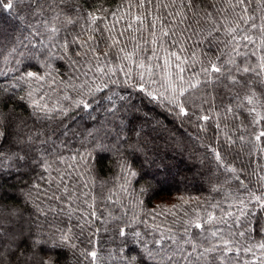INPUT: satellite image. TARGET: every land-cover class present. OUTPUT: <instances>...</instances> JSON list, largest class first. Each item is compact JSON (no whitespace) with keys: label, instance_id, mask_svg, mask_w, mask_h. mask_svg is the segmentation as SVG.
Returning a JSON list of instances; mask_svg holds the SVG:
<instances>
[{"label":"snow or ice","instance_id":"6c2138e0","mask_svg":"<svg viewBox=\"0 0 264 264\" xmlns=\"http://www.w3.org/2000/svg\"><path fill=\"white\" fill-rule=\"evenodd\" d=\"M254 2L256 11L264 12V0ZM252 4L253 0H122L116 8L109 9L105 7V0H97L92 11H84L79 0H0V10L14 11L21 20L31 16L35 23L28 24L30 34L35 37L46 35L47 40L52 41L51 48L59 49L62 53L57 56L50 51V58L68 59L81 72L85 79L80 85H66L77 91L80 97L74 102L76 108L90 109L94 103L99 105L97 94L104 93L101 99L110 104L106 111L115 113L125 107L132 109L134 105L131 104L130 90H135L145 103L153 107L163 106L166 111L174 112L180 118L194 117L200 122L198 128L207 132L209 124L216 130H222L229 128L230 121L236 128H255L264 123V15L257 17L255 12H250ZM20 12L27 16H20ZM81 20L85 23L78 31L68 30V25L75 28ZM121 22L123 27L118 28ZM126 33L129 35L126 36ZM25 40L29 45L32 43L27 36L19 43L24 44ZM205 44L207 48L202 47ZM15 52L14 42L9 55ZM3 55L0 52V56ZM89 73H92L91 78ZM51 76V72L44 76L26 71L14 79L17 83H37ZM97 80L100 82L97 83ZM110 85H119L121 91L128 94L112 91ZM15 87L16 84H12L11 88L0 84V103H3L5 94L10 93L7 98L12 99L14 92L11 89ZM40 87L42 85L19 97V100L27 102V115L23 111L17 112L15 108L5 111L6 104L0 107V165L6 160H24L25 156L13 149L19 147L23 151L27 146L31 150L36 144L39 134L33 132L29 121L51 120L54 118L52 114L57 111L61 116L68 115V110L59 105L49 106L46 93L38 97ZM64 99L70 97L65 96ZM135 111L139 113L140 109ZM143 117L147 120L148 114L143 113ZM225 135L229 144L236 143L230 135ZM262 138L264 130L254 135L257 142L262 141ZM237 139L244 141L245 137L240 135ZM48 143L49 140L40 142L41 145ZM110 150L119 152L115 147ZM211 150L215 159L222 164L220 151L215 148ZM260 151L264 152V148ZM49 155L53 156L51 162ZM82 160L84 157L78 152L64 156L55 154L54 148L46 149L40 157V166L47 176L38 178L44 181V185L33 183L24 195L34 204L36 211L45 216V209L36 203L41 196L61 202L59 208L49 207L48 212L63 214L69 221L74 214L79 213L78 226L83 230L103 219V210L97 211L98 202L120 201L113 200L115 189H109L108 194L103 195L102 190L108 181L100 182L101 192L97 193L95 178L84 180V174L80 171H76V177L83 183L77 190L71 182L72 172L69 169L74 170ZM116 163L118 172L124 173L123 176H117L118 180H123L118 185L119 191L128 194L130 178L140 174L133 170L123 156ZM53 164L57 167L53 168ZM59 165L65 167L62 169ZM227 171L235 172L236 169L229 167ZM260 179L264 180V176ZM241 186L248 190L247 185ZM261 188L264 190V185ZM152 190L151 182L147 181L138 196L147 195ZM212 190L220 192L221 187L214 185ZM33 192L36 193L35 200H31ZM249 196L264 210V195L249 192ZM195 199L199 204V198ZM180 200L182 203L148 210L144 207L143 199L137 198L135 207L144 215L153 219L157 215L172 218L171 225L162 229L158 224L148 225L134 211L130 221L119 229L121 237L130 236L134 242L143 245L140 259L156 258V253L147 247L144 235L133 228V225L144 223L145 227H151L153 232L159 233V239L153 240V244L160 245L161 250L168 242L176 247L180 252L177 264H264V242L250 246L242 244L239 239L249 237L253 230L264 232V225H260L259 220L256 222L257 228L251 227L249 217L252 214L246 211L247 204L243 199L237 197L240 205L238 214L222 209L219 202L209 205L220 210L222 215H217L215 211H206L201 215L199 208H191V200L183 197ZM77 202L79 206L74 207ZM185 205L190 210L185 209ZM18 211L15 208L6 211L5 206L0 204V264H5L7 253L20 251V239L29 238V232L14 230L19 231V235L9 234L5 239L9 233L5 219L17 216ZM108 216L119 219L111 217L110 212ZM177 224L183 229L179 236L173 231ZM193 228L200 231L193 233ZM165 231L169 235H165ZM71 233L72 228L68 227L58 242L53 243V247L75 249L76 244L71 243ZM48 243L41 239L32 240L33 254L25 257L20 252L17 260L23 258L28 264H53L51 258L45 259L35 251L41 244ZM12 244H16L15 249ZM184 245L189 247L185 248ZM254 247L260 250L261 256H255ZM244 253L253 258L241 259ZM81 255L93 261L98 256L96 251L82 252ZM175 255L174 252L167 259L172 261ZM120 261L121 264H139L135 255L121 256Z\"/></svg>","mask_w":264,"mask_h":264},{"label":"trees","instance_id":"16d2710c","mask_svg":"<svg viewBox=\"0 0 264 264\" xmlns=\"http://www.w3.org/2000/svg\"><path fill=\"white\" fill-rule=\"evenodd\" d=\"M79 2L82 10L92 11L97 0H79ZM121 2L122 0H105V7L113 9ZM256 8L257 5L253 0L250 12H255L257 17L264 15V12L256 11ZM19 15L27 16L24 12H20ZM29 23H35L31 16L21 20L14 11L0 10V52L4 54L0 56V84L9 88L12 84H16V87L11 89L14 92L12 99L7 98L10 93L5 94L0 107L6 104L5 111L15 108L17 112L23 111L27 115L28 110L25 108L27 102L19 100V97L25 96L27 91L42 85L37 96L46 93V102L49 106L59 105L68 110V115L61 116L57 111L52 114L54 118L51 120L29 121L33 132L39 134L36 144L31 150L27 146L23 151L19 147L13 149V151H20V155L25 156L24 160H6L0 165V204L5 206L6 211L13 208L19 210L17 216H9L5 219V225L9 229L5 239L7 240L9 234L18 236L19 231L14 230L30 233L29 238L18 241L19 252L7 253L5 264H28L23 258L18 261L17 256L20 252L25 257L33 254L31 241L35 239L49 241L47 245L41 244L35 251H38L39 255L45 259L51 258L53 264H121V256L133 255L138 257L139 264H177L180 252L176 247L168 242L161 250L160 245L152 243L153 240L159 239V233L153 232L151 227H145L144 223L133 225V228L144 235V241L148 242L147 247L156 253L155 260H149L146 257L140 259L143 245L134 242L130 236L124 238L119 235V229L130 221L134 211L139 213L141 220L148 225L158 224L162 229L171 225V217L166 219L164 216L157 215L153 219L141 213L140 209L135 207L137 198L143 199L144 207L151 210L157 206L182 203L180 197H183L191 200V208H199L201 215L206 211H215L217 215H222L220 210L213 209L209 205L219 202L222 209L238 214L240 205L237 197H239L247 204L246 211L252 214L249 217L252 221L251 227L253 229L258 227L257 220L260 225H264V210L249 196V192L264 195V190L261 188L264 180L260 179L264 176V152L260 151L264 148V138L260 142L254 140V135L264 130V123L255 128H236L230 121L229 128L222 130H216L212 124H209L208 131L203 132L198 128L200 122L194 117L180 118L174 112L166 111L163 106L153 107L145 103L135 90H130L131 104L134 105L132 109L125 107L115 113L106 111L110 104L101 99L104 93L97 94L99 105L94 103L90 109H78L74 106V102L80 97L77 91L66 85L69 83L80 85L85 78L68 59L50 58V51L55 52L57 56L62 53L59 49L51 48L52 41L47 40L46 35L41 37L31 35ZM84 23L85 21L81 20L75 28L68 25V30L78 31ZM117 27L122 28L123 22ZM127 35L129 34L126 33ZM144 35L147 36V33L145 32ZM26 36L32 43L29 45L25 40L24 44H20L19 41ZM14 42L16 52L9 55ZM202 47L207 48V45ZM26 71L44 76L51 72L52 76L37 83L24 81L17 83L14 78ZM91 77L92 73H89V78ZM110 88L123 95L128 94L121 91L119 85H110ZM65 96L70 99L65 100ZM117 106L119 107V104ZM137 108L140 109L139 113L135 111ZM143 113L148 114L147 120L144 119ZM150 119H154L153 123ZM225 133L236 140V143L229 144ZM240 135L245 137L244 141L237 139ZM44 140H49V143L41 145L40 142ZM98 145L104 147L101 148ZM113 147L119 149V152L111 151ZM51 148H54L55 154L69 156L78 152L84 157V160L77 163L74 170L69 169L72 172L71 182L76 185L78 191L83 181L76 177V171L84 174V180L91 181L95 178L97 193L101 192L99 188L101 181H108L102 190L103 195H107L109 189H115L113 200H119L120 203L98 202V213L103 210L101 221L82 230L78 226L79 213L74 214L69 221L63 214L48 212L49 207L59 208L61 202L51 201L41 196L36 203L45 209L47 213L45 216L38 213L34 204L25 197L24 193L28 192L33 183L40 182L44 185V181L38 179L41 175L47 176L40 166V157L46 149ZM212 148L220 151L222 164L215 159ZM120 156L125 157L133 170L140 174L130 178L131 187L128 194L121 193L118 187L123 180H118L117 176L124 175L117 169L116 162ZM52 158L53 156L49 155L50 162ZM55 167L57 165L53 164V168ZM59 167L63 169L65 166L59 165ZM229 167L235 168L236 171H227ZM184 169L192 171L188 176L182 177L178 172ZM52 174L56 175L55 172ZM147 181L151 182L153 190L147 195L138 196L139 190L146 185ZM242 184L247 185V191L241 186ZM214 185L220 186L221 191H213ZM52 190L49 191V195ZM56 194L60 195L59 192ZM195 198H199V204ZM35 199L36 193L33 192L31 200ZM165 199H171V201ZM73 206H79V202ZM184 207L189 209L188 205ZM109 212L111 217L119 219L110 218ZM68 227L72 228L71 243L76 244V248L53 247V243L58 242L59 237ZM173 231L178 236L183 233L182 227L178 224L173 227ZM192 231L197 233L200 230L193 228ZM165 235L169 233L165 231ZM239 239L242 244L255 246L264 242V232L253 230L249 237ZM184 247L189 246L184 245ZM12 248L15 249L16 244H12ZM91 251H96L98 254L95 261L81 255L82 252ZM174 252L176 255L172 261H169L167 257L173 256ZM254 254L257 257L261 256L260 250L255 247ZM252 258L248 253L241 256V259Z\"/></svg>","mask_w":264,"mask_h":264},{"label":"rangeland","instance_id":"374dc122","mask_svg":"<svg viewBox=\"0 0 264 264\" xmlns=\"http://www.w3.org/2000/svg\"><path fill=\"white\" fill-rule=\"evenodd\" d=\"M150 121H151V123H153V121H154V119H150ZM192 170H190V169H187V170H181L180 172H178V174L181 176L182 175V177H184V176H188V174L191 172ZM165 200H167V199H165ZM167 201H171V199L170 200H167Z\"/></svg>","mask_w":264,"mask_h":264}]
</instances>
